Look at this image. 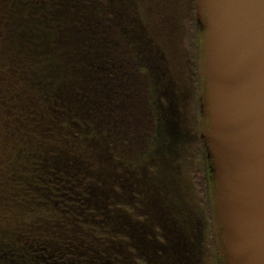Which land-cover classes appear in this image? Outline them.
<instances>
[{
    "label": "trees",
    "instance_id": "obj_1",
    "mask_svg": "<svg viewBox=\"0 0 264 264\" xmlns=\"http://www.w3.org/2000/svg\"><path fill=\"white\" fill-rule=\"evenodd\" d=\"M196 2L0 0V264H148L109 233L113 162L151 151L159 55L176 75L186 48L198 79ZM157 168L140 165L141 196Z\"/></svg>",
    "mask_w": 264,
    "mask_h": 264
},
{
    "label": "water",
    "instance_id": "obj_2",
    "mask_svg": "<svg viewBox=\"0 0 264 264\" xmlns=\"http://www.w3.org/2000/svg\"><path fill=\"white\" fill-rule=\"evenodd\" d=\"M202 141L224 264H264V0H197Z\"/></svg>",
    "mask_w": 264,
    "mask_h": 264
},
{
    "label": "flooded vegetation",
    "instance_id": "obj_3",
    "mask_svg": "<svg viewBox=\"0 0 264 264\" xmlns=\"http://www.w3.org/2000/svg\"><path fill=\"white\" fill-rule=\"evenodd\" d=\"M110 2L113 7L121 9L122 0H110ZM125 7L130 9V3L128 2ZM189 76L190 82L186 78L182 81L179 72L173 76L167 63L162 62L159 55V94L156 98L159 107V118L156 121V131L153 143H151V151L146 153L139 151L138 157L135 154L134 160L129 162L130 170L123 167L120 161L114 160L110 183V204L118 210H122L118 206H126L128 209L122 211L127 215L126 217L130 222L143 226V221H141L143 219L137 220V218H134L135 214H141L145 219V214H147L146 212L140 213L139 208L143 204L139 189V181L143 174V172H140V165L147 167V160L157 162L158 168L155 179L156 183L159 184V189L156 190V195L163 200L165 192L168 191L170 196L175 197L177 195L179 199L176 198V200H179L180 203L187 205L188 202H192L194 206L198 207L202 217L201 221L206 230V232L203 231V248L205 250V247H207L206 249L210 250V258L207 264H223L219 255L220 242L213 200L214 182L208 152L201 138L206 121L202 115L201 99L205 86L203 79L199 76V65L198 79L194 82L191 73ZM175 140H178L180 145L174 144ZM143 154H145L144 157ZM118 167H123L124 172L118 171ZM123 174L127 179L126 181H129L126 182V185L121 182ZM128 175L129 177H127ZM167 183L169 186L166 185ZM165 209L167 210V208ZM163 213L164 205L159 203V225L153 226V230L150 231L151 236L159 239V243L165 240L164 219L161 216V214L164 215ZM115 225L114 230H110L109 233L116 236L119 234L115 230ZM124 229L126 234L123 235L132 238L129 229ZM212 235L215 236L212 237ZM212 241L215 242L218 255V262L216 263H213L214 251L210 244ZM128 245L133 246L132 243L124 246ZM115 251L120 253V251Z\"/></svg>",
    "mask_w": 264,
    "mask_h": 264
},
{
    "label": "rangeland",
    "instance_id": "obj_4",
    "mask_svg": "<svg viewBox=\"0 0 264 264\" xmlns=\"http://www.w3.org/2000/svg\"><path fill=\"white\" fill-rule=\"evenodd\" d=\"M180 53V58H177V60H179L177 65L178 69L181 70L179 72L181 79L183 81L186 78L187 81L190 82L188 79V77H190V71L187 67V49H180ZM146 183H149L151 186L147 187V189H142L143 193H148L143 194L142 196L143 211L140 209V213L145 211L152 213L155 212L156 215L141 220L143 221V226L139 225L137 228L138 231L144 234L142 239L140 237L137 238L141 243L138 242V244L135 245L133 238H131L130 241L125 240V244L132 243L133 246H135L134 253L139 258H145L148 264H207L210 258V250H207V247H205V250L203 248V231L206 232V230L204 228L205 225H203L201 221L202 217L198 211V207L194 206L192 202H188L187 205L180 203L179 200H176V198H178L177 195H175V197L170 196L168 191L165 192L163 200L159 199L156 195V190L159 189V184H155L156 181L152 179H147ZM166 185L169 186L168 183ZM159 203H163L164 205V215L161 214V216L164 219L165 240H163L162 243H159V239L151 236L150 233V231L153 230V226L159 225ZM165 208H167V210ZM126 216L127 215H125L124 211L117 210L115 216L113 215V219H111L114 220V223L116 224L115 230L118 234H126L124 229L126 227H118L119 221L124 220V218L128 219ZM129 233L132 234L130 230ZM214 236L215 235H212V237ZM210 244L214 251L212 242ZM216 262H218V256L214 251L213 263Z\"/></svg>",
    "mask_w": 264,
    "mask_h": 264
}]
</instances>
